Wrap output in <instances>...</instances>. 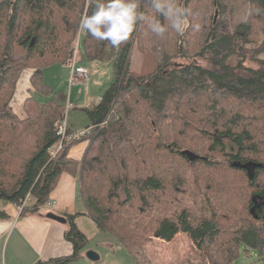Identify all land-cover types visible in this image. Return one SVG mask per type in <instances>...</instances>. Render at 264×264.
<instances>
[{
  "label": "trees",
  "instance_id": "trees-1",
  "mask_svg": "<svg viewBox=\"0 0 264 264\" xmlns=\"http://www.w3.org/2000/svg\"><path fill=\"white\" fill-rule=\"evenodd\" d=\"M86 2L0 0V201L20 205L31 194L34 204L23 212H38L63 174H79L90 215L100 229L109 231L107 222L134 208L136 191L138 214L150 219L155 207L162 205L161 197L168 196L167 183H172L171 196L180 197L181 184L192 176L193 183L205 191L203 206L200 202L203 213L197 216L176 204L172 215L155 221L154 236L171 242L184 233L196 254L211 264H233L242 250L253 251L264 264V233L254 223L238 227L235 217L240 205L231 204L233 183L244 180L247 186L237 203L242 200L253 221H261L264 208L253 209L251 204H258L255 196L264 195V37L258 36V29L264 34V0H175L193 15L183 35L169 27L163 37L152 33L149 23L170 22L151 8L149 0L140 1L146 20L119 47L86 34V59H114L116 80L95 108L85 109L91 132L64 144L53 157L51 150L60 141L58 131L66 117L67 94L47 85L44 71L69 60ZM246 8L253 11L251 17ZM240 9L242 16H238ZM87 11L91 15L92 8ZM213 12L219 13L216 24ZM134 45L154 57L153 73L137 76L130 71ZM15 46L25 54L13 56ZM252 60L256 66L248 64ZM26 69L33 70L35 91L49 99L27 98L26 115L20 117L12 100ZM218 97L228 105L220 107ZM170 111L171 121L166 116ZM256 123H262V128L252 130ZM85 141L89 147L83 160L71 158L72 148ZM186 150L201 159L190 161L183 155ZM177 161L180 170L175 168ZM219 184L224 190L216 204L208 192ZM118 189L127 198L116 208L112 202L119 200ZM107 198L114 209L107 208ZM78 215L68 216L66 237L74 253L45 264H68L80 258L88 238L75 223ZM124 216L119 220L122 234L119 228H110L131 249L134 239L140 244L133 232L138 217L131 214L124 220ZM228 221L235 224L236 232L224 240ZM221 241L228 248L210 247Z\"/></svg>",
  "mask_w": 264,
  "mask_h": 264
},
{
  "label": "rangeland",
  "instance_id": "rangeland-1",
  "mask_svg": "<svg viewBox=\"0 0 264 264\" xmlns=\"http://www.w3.org/2000/svg\"><path fill=\"white\" fill-rule=\"evenodd\" d=\"M14 1V0H10ZM141 2H146L147 0H140ZM248 8V7H247ZM246 8V15L247 17H251L253 14V11L251 8L247 10ZM201 10V9H199ZM242 11V12H241ZM214 14V23L216 24L219 19V13L213 12ZM238 14V11L236 12V15ZM238 16L244 15V12L242 9L239 10ZM235 16V17H238ZM254 20V19H252ZM260 23L259 21H254V24ZM258 36L260 38L264 37V34L258 29ZM86 36V33H81L78 31L76 40L74 42L73 50L70 53L69 60L67 61V64H57L50 66L45 69L44 71V81L47 85H50L55 92L63 91L67 94V110H66V118L69 125L75 126L76 128H83L86 129L90 125V120L87 115V112L85 109H87L89 106H92V108L96 107L99 99L105 94V92L110 88V86L115 82L116 80V72H115V61L114 59H111L109 61H91L86 59L84 51H83V38ZM16 51H13V56L18 57L20 54H25V51H23V48L18 49L17 46H15ZM139 49L137 45H134V48L132 50L131 59H130V71L137 75H147L148 73H153L156 68L157 64H155V59L152 55H147V58L151 61V65L148 66L150 63L145 62L142 67L144 69H140L138 66V55H139ZM149 56V57H148ZM151 56V57H150ZM151 58V59H150ZM261 58L264 59V55L261 56ZM78 61L77 65L80 67H85L89 70V80L87 82L81 83L75 87H70L68 82V66H71L72 60ZM251 63L252 65H255V63L252 61H248V64ZM256 66V65H255ZM1 69V68H0ZM151 71V72H150ZM33 70L26 69L23 71V74L21 75L20 79L18 80L17 89L15 92V95L12 100V107L14 109V112L18 114L20 117H24L26 115L24 104L27 100V98L34 96L37 100H40L42 102L47 101L49 98L43 97L40 93L36 92L33 88L31 76H32ZM218 103L220 107H224L228 105V102H225V100L221 97H218ZM96 105V106H95ZM172 111L167 112L166 116L168 115L169 120L172 119ZM164 116V115H163ZM170 121H165L166 123H169ZM262 123H256L255 125L251 127V129H261ZM221 141H226L225 139L221 138ZM78 157V156H75ZM179 161H177L174 165L175 168L180 170L181 166L177 167ZM201 167H198L200 169ZM199 171V170H198ZM198 171H194V174H198ZM191 172L193 170L191 169ZM114 176H116V172L113 173ZM139 175H142L141 172H138ZM189 174H191L189 172ZM137 177V175H136ZM237 176H233L232 178ZM66 183H62V187L59 190L60 195V201L57 200L58 204L64 203V204H71L74 205L75 211L78 213H82L83 215L88 216V209L85 204V200L83 197L82 189H81V183L79 178H73L71 176H66ZM192 176L190 177L189 181L183 182L181 184V189L178 190L181 192L179 196L172 197L169 192L171 190V182H168V196H162V205L156 206L155 210L150 213V219H146L144 214H138V203L137 200L139 198L138 191L135 192V200H134V208L128 212L127 209L123 211V215H119L117 219L112 220V222L108 223V229L109 231L105 233H99V230L97 228V225L91 221L87 216L85 218L86 224L81 226L85 229V233L87 236H89V242L86 246V249H91L88 251H93L97 253L99 256L103 258L104 261L106 260H112V258L119 259V261H123L125 264L127 262H134L136 263V260L139 262V264H211L208 261H206L203 257H200L196 254L194 243L191 241V239L188 237V235L184 233H179L171 242H166L162 239L157 238L153 234V227L155 226V221L163 215H172L175 212V205L179 204L181 208H187L188 210H191L195 213L197 216H201L203 213V210L201 209L200 202L202 200V206L204 203V190L202 188V191L200 190L199 186L195 185L192 180ZM170 180V179H169ZM107 179L103 180V183H106ZM235 186V192L232 194L231 198V204H236V206L240 205V210L237 212V216L235 217V221L239 222L238 227H241L243 225H251L254 223L256 228H261V222H255L253 219L248 215L249 212L247 210V207L243 205V201L237 203V200L241 197V192L243 190V187L247 186V182L244 180H237L233 183ZM224 190L223 184H219L214 188L213 191L208 192L209 196H211V199H216V204H219L218 202V196L219 194H222V191ZM105 192V191H104ZM118 195L119 200L117 201L114 199L112 202L114 205H118L119 203L123 202L127 196L123 189H118ZM105 196V195H104ZM203 196V197H202ZM198 197V200L196 199ZM111 198V197H110ZM110 198L105 199V204L107 208L115 207L109 200ZM212 202V201H211ZM57 204V206H59ZM164 204V205H163ZM116 205V208H117ZM57 206H53L51 208H44V211H56ZM202 210V211H201ZM131 214L134 215V217H138L135 221L136 228L133 229V232L135 235L140 237V244H138L139 239L133 242L132 248L128 249L117 237L114 235L113 230H116L119 228L120 234H122L124 231L120 229L119 225L121 222L119 221L122 219V216H124V220H129L131 217ZM137 214V215H136ZM69 225V224H68ZM70 226V225H69ZM112 227V228H110ZM100 228V227H99ZM125 229L129 230L130 227H126ZM102 230V229H101ZM227 233H224L222 237H225L228 240L232 238L234 233L236 232L235 224L232 221H228L226 224ZM104 231V230H103ZM222 240V238L220 239ZM224 242V241H223ZM222 241L219 244L213 243L210 244V247L213 250H221L224 249V247L228 248V245L223 243ZM112 245V246H109ZM87 254V252H86ZM113 255V256H112ZM123 263V264H124ZM233 264H261V261L256 256V254L251 251L249 253H245L244 250L241 251V254L238 258V260L234 261Z\"/></svg>",
  "mask_w": 264,
  "mask_h": 264
},
{
  "label": "crops",
  "instance_id": "crops-1",
  "mask_svg": "<svg viewBox=\"0 0 264 264\" xmlns=\"http://www.w3.org/2000/svg\"><path fill=\"white\" fill-rule=\"evenodd\" d=\"M138 53H139L138 66L140 67V69H144L142 65L145 62H149L150 64L148 66H150L151 61L149 60V58H147V55L150 54L141 51H139ZM65 65H69V64L65 63ZM68 68H69L68 69L69 70L68 82H69L71 68L70 66H68ZM101 98L99 99L96 105L99 104ZM93 108L92 106H89L87 109H93ZM66 109H67V104H66ZM69 127L71 128V130L83 129V128H76L75 126L72 125H69ZM88 128L89 127H87L86 129ZM88 147H89V142L86 141L76 145L75 147L72 148L70 152V157L73 158L74 160L82 161ZM66 176H71L75 179L76 178L80 179L79 174H72V173L63 174L57 185L56 190L52 193L49 202L44 208L47 207L51 208L53 206H57L58 204L57 200L61 202L59 190L62 187V183H66L67 181ZM81 189H82V184H81ZM44 208H42L41 210L35 213H30V212L24 213L23 210L20 209L18 205L7 204L0 201V264H45L57 260L59 258L69 257L74 253V247L72 243L67 240L66 237L68 231L70 230L68 216L79 214L76 217L75 223L77 227L84 234H86L85 229L81 226V224L85 225L87 223L85 220L87 215L85 216L82 213L76 212L74 205L68 203L67 204L60 203V205L57 206L56 211L53 212L44 211ZM51 213L66 218L67 223L62 224L60 222L48 218V214ZM87 217L97 225L99 233L102 234L107 232L99 228L96 221L90 215L89 210ZM87 238L89 242V236H87ZM109 246L112 245L109 244ZM88 250L85 248L79 259L70 262L68 264H123L124 263L123 261H119V259L116 258H112V260L104 261L101 256L99 261H95V262L91 261L86 256V252H88ZM136 263L139 264L137 260ZM126 264H134V262H127Z\"/></svg>",
  "mask_w": 264,
  "mask_h": 264
},
{
  "label": "clouds",
  "instance_id": "clouds-1",
  "mask_svg": "<svg viewBox=\"0 0 264 264\" xmlns=\"http://www.w3.org/2000/svg\"><path fill=\"white\" fill-rule=\"evenodd\" d=\"M149 3L158 15L170 22L163 24L152 20L149 23L152 33L163 37L170 27L183 35L189 26V17L193 15L189 8L178 5L175 0H149ZM88 7L92 8L91 15L88 14ZM140 9V0H87L78 31L119 47L146 20L145 13Z\"/></svg>",
  "mask_w": 264,
  "mask_h": 264
},
{
  "label": "built area",
  "instance_id": "built-area-1",
  "mask_svg": "<svg viewBox=\"0 0 264 264\" xmlns=\"http://www.w3.org/2000/svg\"><path fill=\"white\" fill-rule=\"evenodd\" d=\"M78 61L72 60L70 63L71 66V72L69 76V86L75 87L81 83L87 82L89 80L90 72L85 67H80L77 65ZM91 132V129H78V130H71L69 127V124L67 122V118L65 117L64 121L60 125L58 136L60 138V141L58 144L55 145V147L51 150V154L54 157L63 147L64 144L68 142H75L79 141L83 137H85L87 134ZM34 204V198L31 194H28L27 197L21 201L19 208L24 209L28 206H31Z\"/></svg>",
  "mask_w": 264,
  "mask_h": 264
},
{
  "label": "water",
  "instance_id": "water-1",
  "mask_svg": "<svg viewBox=\"0 0 264 264\" xmlns=\"http://www.w3.org/2000/svg\"><path fill=\"white\" fill-rule=\"evenodd\" d=\"M183 155H185L192 162L201 159L200 156H198L197 154H195L194 152L189 151V150L183 151ZM244 167H246V166H244ZM48 218H50L52 220H55L57 222H60L62 224L67 223V219L66 218L57 216V215L52 214V213L48 214ZM86 256H87V258L89 260L94 261V262L100 260V256L97 253L93 252V251H88Z\"/></svg>",
  "mask_w": 264,
  "mask_h": 264
},
{
  "label": "flooded vegetation",
  "instance_id": "flooded-vegetation-1",
  "mask_svg": "<svg viewBox=\"0 0 264 264\" xmlns=\"http://www.w3.org/2000/svg\"><path fill=\"white\" fill-rule=\"evenodd\" d=\"M254 199L257 200L258 204L252 203L251 208L256 209V208L261 207L263 209L264 208V195H257L254 197ZM259 222H261V230L264 233V213L262 214L261 221H259ZM263 237H264V234H263ZM263 246H264V239H263Z\"/></svg>",
  "mask_w": 264,
  "mask_h": 264
}]
</instances>
